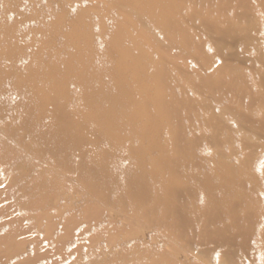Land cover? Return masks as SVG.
Returning <instances> with one entry per match:
<instances>
[{"label": "bare ground", "instance_id": "6f19581e", "mask_svg": "<svg viewBox=\"0 0 264 264\" xmlns=\"http://www.w3.org/2000/svg\"><path fill=\"white\" fill-rule=\"evenodd\" d=\"M0 29V261L264 264V0H0Z\"/></svg>", "mask_w": 264, "mask_h": 264}, {"label": "rangeland", "instance_id": "374dc122", "mask_svg": "<svg viewBox=\"0 0 264 264\" xmlns=\"http://www.w3.org/2000/svg\"><path fill=\"white\" fill-rule=\"evenodd\" d=\"M71 10V12H74L75 10H77V8H72V9H70ZM177 10H180L181 11V14H183L184 16H183V18H186V19H188V17H190V14L192 13V10L190 11V7H188V8H186L185 10H181V9H177ZM211 12V11H210ZM217 11H215V12H213V15L214 14H217V13H219V12H217ZM186 13H188V15L186 14ZM190 13V14H189ZM158 15L159 16H163L162 15V13H158ZM4 16V15H3ZM187 16V17H186ZM215 16V15H214ZM6 17H8V18H6ZM13 17H15L14 15H7V14H5V16H4V18H6V19H9V20H12L13 19ZM226 18H228V19H230V18H232V13L230 12L228 15H226L225 16ZM49 20V19H48ZM38 25H39V23H38ZM148 26V25H147ZM146 26V31H147V33H146V35H147V37H146V39L147 40H149V41H152V44H153V49L156 51L157 50V47H160L161 45V47L160 48H162L163 47V49L166 51V52H169V50H170V45L168 44V40H166L165 39V35L163 34V31H164V28H160V27H153L151 24L147 27ZM220 27H224V25H221ZM30 28V29H29ZM32 28V29H31ZM34 28V29H33ZM28 29V30H27ZM19 32L17 33L18 35H20V33L21 34H24L25 33V37H23V38H21V37H18V39H16L17 41H21V39L23 40V41H31L32 40V37L34 38V39H36V41L38 40V41H40L41 39L40 38H42L43 40H41V41H44V39H47V38H49L48 36L49 35H44V33L42 34V32H40L39 34H34V33H32V32H30V31H34L35 30V27H32V26H23V27H19ZM194 30V29H193ZM192 29H190V32H191V34L190 35H192L191 36V38H193V40L195 39V41H198V42H200V40H203V41H201V42H205V44L206 45H210V41H212V40H214L215 42L216 41H218L217 39H216V37H213V39H212V36H210V35H207L206 33H204L203 31H199V33H198V31L196 32V31H193ZM0 31L2 32V29H0ZM27 33V34H26ZM196 33V34H195ZM33 34V36L32 37H30L31 35ZM41 34V35H40ZM200 34V35H199ZM3 35V32L2 33H0V41H3L5 38H4V36H2ZM43 35V36H42ZM57 35H59V33L57 32ZM197 35H199V36H197ZM60 36V35H59ZM37 37V38H36ZM17 38V37H16ZM156 38V39H155ZM215 38V39H214ZM20 39V40H19ZM181 39V37L179 36V39L178 40H176V41H182V40H180ZM16 40H14V41H16ZM166 40V41H165ZM5 41V40H4ZM97 41H99V40H97ZM165 42V44H161L160 45V43H162V42ZM163 42V43H164ZM227 42V43H226ZM225 42V44L227 45H225V50H224V53H227V54H233V55H237L240 59H241V61L242 62H245L246 61V59L248 58L244 53H243V51L244 50H242L243 49V47L244 46H240V44H238L237 46H235V45H233L230 41H226ZM223 44V43H222ZM158 45H160V46H158ZM167 45H169V46H167ZM157 46V47H156ZM165 46V47H164ZM167 46V47H166ZM178 46V48H172L171 50H172V54H174V55H176V58H178V59H176L177 61H179L180 62V65H182V66H184L185 67V65H184V63H185V61L182 59L183 58V56L182 55H184V52H181V50H182V45L181 44H178L177 45ZM235 46V47H234ZM169 47V48H168ZM3 48V47H2ZM1 48V49H2ZM180 48H181V50H180ZM168 51H167V50ZM237 49V50H236ZM161 50V53H162V49H160ZM234 50V51H233ZM183 51V50H182ZM190 52H192V53H195V49H190ZM229 52V53H228ZM171 55V54H170ZM180 55V56H179ZM179 56V57H178ZM157 56L155 55V58H156ZM181 57V58H180ZM245 61H244V60ZM218 60V59H217ZM2 63H5V61H3ZM235 64H238V62H236ZM172 74L174 73V75H176L177 74V71L175 72V71H172L171 72ZM176 73V74H175ZM186 87V89L188 90V93H189V95L190 96H192V97H194V96H196V94L193 92V90L187 85V86H185ZM255 87H251L250 88V90H253ZM257 89V88H256ZM205 95L206 96H208L209 95V92H208V90H206L205 91ZM227 94L224 92V91H219V92H216V94H215V96H218V97H220V96H224L223 98H225V99H229V96H231V95H229V96H226ZM215 105V104H214ZM219 105H221V104H219ZM255 109H256V111L258 110V106H256L255 107ZM230 124L231 125H234V126H237V124L239 125H242V126H244L242 123H238L237 121H235V120H232V121H230ZM16 227H12V229H15ZM25 240V239H24ZM24 240H19V243L16 241L15 243L18 245H20V246H17V245H15L14 243V247L13 248H15V249H21V248H29V247H34V244H33V242L31 241L32 239H30L28 242H27V244H26V242L25 243H23L24 242ZM20 243H22V244H20ZM15 246H17V247H15ZM6 247H4V246H0V255L1 256H4V252H6V250L7 249H5ZM15 249H13V250H15ZM234 250V249H233ZM236 250H237V252L238 253H240V249H239V247H235V252H236ZM2 253V254H1ZM29 256H31V257H29ZM30 258V259H29ZM33 259V260H32ZM35 260V256H33L32 254H27L26 255V257L25 256H23V257H21L20 259H9L7 262H6V260H1L0 261V264H15V263H19V262H27V261H29V263L30 264H34L36 261H34ZM19 261V262H18ZM32 261V262H31ZM41 263V261L39 262V263H35V264H40Z\"/></svg>", "mask_w": 264, "mask_h": 264}]
</instances>
